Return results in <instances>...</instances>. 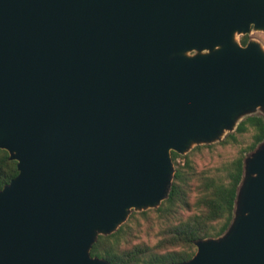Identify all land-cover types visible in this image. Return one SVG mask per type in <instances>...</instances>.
Instances as JSON below:
<instances>
[{"label":"water","instance_id":"95a60500","mask_svg":"<svg viewBox=\"0 0 264 264\" xmlns=\"http://www.w3.org/2000/svg\"><path fill=\"white\" fill-rule=\"evenodd\" d=\"M264 0H0V264H110L90 254L158 208L172 153L264 114ZM264 116V115H263ZM179 264H264V143L234 221Z\"/></svg>","mask_w":264,"mask_h":264},{"label":"trees","instance_id":"16d2710c","mask_svg":"<svg viewBox=\"0 0 264 264\" xmlns=\"http://www.w3.org/2000/svg\"><path fill=\"white\" fill-rule=\"evenodd\" d=\"M249 36H243L246 46ZM253 130L252 143L240 155L226 164L219 174L199 171L190 155L172 153L175 174L168 197L155 209L133 211L126 223L111 235L99 236L91 256L110 264H179L190 261L197 252L196 243L217 239L231 227L236 211L238 192L244 180L247 157L264 143V116L254 114L245 118L235 133L229 134L222 145L238 144L236 134ZM212 148L214 145L197 147ZM179 159L182 160L179 161ZM19 174L17 162L0 149V189ZM141 220L158 228L157 242H136L139 232L132 224Z\"/></svg>","mask_w":264,"mask_h":264},{"label":"rangeland","instance_id":"374dc122","mask_svg":"<svg viewBox=\"0 0 264 264\" xmlns=\"http://www.w3.org/2000/svg\"><path fill=\"white\" fill-rule=\"evenodd\" d=\"M242 37L243 36L240 35L236 36V41L241 43ZM249 39L258 42L264 49V32L253 31L252 34L249 35ZM257 114L264 115L261 111H258ZM244 120L245 117H242L239 120L238 125ZM237 127L232 131L225 132L219 142L212 144L214 147H204L202 150H197V147H203L207 145H193L189 152L184 156L190 155L199 171H209L212 174H219L226 164L237 158L240 155L241 150L248 148L252 143L253 130L243 135L236 134L239 140L238 144H221L229 134L236 132ZM179 161L182 162L181 159H179ZM151 225V223H148L145 220H141L139 223H134L131 225L134 234L136 231L139 232V238L136 240V242L145 241L150 244H155L157 242L158 228H152Z\"/></svg>","mask_w":264,"mask_h":264}]
</instances>
